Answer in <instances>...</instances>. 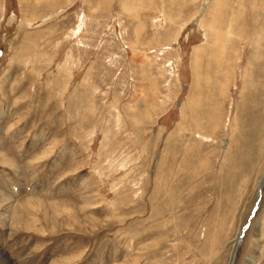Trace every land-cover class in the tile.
I'll list each match as a JSON object with an SVG mask.
<instances>
[{"label":"rangeland","instance_id":"1","mask_svg":"<svg viewBox=\"0 0 264 264\" xmlns=\"http://www.w3.org/2000/svg\"><path fill=\"white\" fill-rule=\"evenodd\" d=\"M264 0H0V264H264Z\"/></svg>","mask_w":264,"mask_h":264},{"label":"water","instance_id":"2","mask_svg":"<svg viewBox=\"0 0 264 264\" xmlns=\"http://www.w3.org/2000/svg\"><path fill=\"white\" fill-rule=\"evenodd\" d=\"M261 199H262V189L260 188V189H259V198H258L257 204H256V206H255V209H257V207H258V205H259ZM233 263H234V259H233V261L231 262V264H233Z\"/></svg>","mask_w":264,"mask_h":264},{"label":"bare ground","instance_id":"3","mask_svg":"<svg viewBox=\"0 0 264 264\" xmlns=\"http://www.w3.org/2000/svg\"><path fill=\"white\" fill-rule=\"evenodd\" d=\"M263 185H264V178L262 179L261 184H260V188H261V189L263 188ZM258 206H259V205H258Z\"/></svg>","mask_w":264,"mask_h":264}]
</instances>
